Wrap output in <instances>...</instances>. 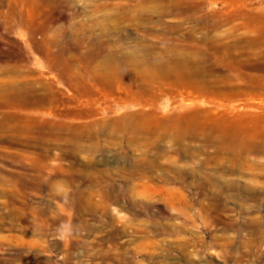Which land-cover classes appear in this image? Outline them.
I'll use <instances>...</instances> for the list:
<instances>
[{
	"label": "rangeland",
	"instance_id": "obj_1",
	"mask_svg": "<svg viewBox=\"0 0 264 264\" xmlns=\"http://www.w3.org/2000/svg\"><path fill=\"white\" fill-rule=\"evenodd\" d=\"M32 1L0 0V67L31 70L47 92L55 91L73 107L87 105L89 97L95 114L66 121L67 141H57L48 128L41 137L33 128L32 136L48 145L27 152L0 141L5 155H30L25 164L0 158V264H264V177L213 170L214 164L203 168L200 138L184 141L192 146L186 156L157 151L147 145L145 132L139 129L131 140L114 120L132 114L144 130L168 126L167 119H193L199 108L230 112L233 102L209 98L205 87L183 84L178 73L164 67L184 52L198 57L194 47L205 36L197 20L202 14L217 24L211 37L220 38L216 43L221 53H227L222 45L232 35L246 37L247 54L264 55V0ZM177 1L196 12L163 13ZM199 51L213 52L205 47ZM115 68L136 76L137 82L130 85L123 76L112 79ZM61 69L69 72L71 85ZM3 73L0 80L9 76ZM102 79L106 88L98 85ZM251 82L263 83L259 78ZM76 92L83 95L81 103ZM253 96L249 103L237 102L238 109L247 103L255 106L253 113L264 111V95ZM55 118L54 113L42 114L46 122ZM61 127L68 126L60 124L54 132ZM163 144L170 146L168 139ZM34 153L45 158L34 163ZM257 157L249 158L264 163V156ZM152 159L158 166L150 173L145 162ZM196 168L201 170L198 175L211 173L223 182L196 180ZM180 170L188 171L182 182L173 178ZM143 174L153 178L139 180ZM22 177L29 181L24 187L18 183Z\"/></svg>",
	"mask_w": 264,
	"mask_h": 264
},
{
	"label": "bare ground",
	"instance_id": "obj_2",
	"mask_svg": "<svg viewBox=\"0 0 264 264\" xmlns=\"http://www.w3.org/2000/svg\"><path fill=\"white\" fill-rule=\"evenodd\" d=\"M20 1L22 2L23 0H20ZM33 1H32V3H33ZM18 3H20V2H18ZM28 3L29 2L27 1V3H25V4H28ZM179 3H181V2L177 1L176 5L171 6L170 8L166 7V9L163 10V13L167 14L168 12H172V14H175V15L177 14V15H187L188 16V15L196 12V9L189 6L190 4L185 3V2H182V4H179ZM232 4L233 3L230 2V6ZM23 5H21V6H23ZM102 6H105V5H102ZM102 6H100V7L102 8ZM18 7H16V8H18ZM27 7H28V5H27ZM201 9H202V7H201ZM201 9H200V11H201ZM14 12H11V13H14ZM30 14H32V13H30ZM197 20L201 25H204L203 29H205V34H204L205 36L202 37L201 42L197 45V47H196V45L194 47L197 49L196 51H197L198 57L197 56H193V57L189 56V55L185 54V52L182 54H179V55L177 54L178 55L177 57L174 56V58L168 59L167 66H165L164 68H165V70L167 68L168 71H170L171 73H174V74L178 73L179 74L178 79L183 84H192V85L196 84L195 87H199V88L205 87L206 89L203 88L204 94L206 96H208L209 98H215V99H216V97L221 98V100H220L221 103H223V101L226 99L233 102V104L231 105L230 112L217 111V110H211V109L202 111L199 108V111L198 110L194 111L195 116L193 119H184L183 117L167 119V121H171L168 126H164V125L159 124L157 127L144 129V130L142 129L141 126H139L137 124V122L135 121L134 118L132 119V114L129 117L128 116L126 117V116H124V114H122L124 117H122V116L119 118L115 117L116 118V119H114L115 125H118L124 132H127L129 135L128 138H131V140L135 139L134 135H135V133L137 134V131L140 129L141 132L142 131L145 132L143 134L145 135L144 137L146 139V143L148 146L155 147V149L157 151L165 150L166 152H175L179 155H184V156L187 155V152L188 153L192 152V146L184 143V141L186 139H189V138H196V139L200 138V140L203 142V144L198 149L199 155L201 152V153H203L201 155L206 156L205 160H203L205 162V163H203L204 164L202 166L203 168L207 169L211 165L214 164L213 166H215L216 168H213V170L216 169V170H219L221 172H230V173H237V174L239 173V174H241V176L244 174H249V176H250L254 173L255 178H258V180H259V178L264 177V163L260 162V160H259V162H260L259 163L257 160H255V159L253 160L249 157L251 155H255L256 157L257 156L258 157L264 156V111H260L259 109H257L258 110L257 113H253L252 111L256 110L255 106H251L247 103H249L248 100L254 99L253 95H255V94H263L264 95V60H263L264 55L262 53H249V54H247L245 51L246 37L241 38V37L236 36L234 38V37H232V35L230 36L231 40L229 42H227L225 45H222L225 48H227V50H228L227 53H221V49H220L221 46H219V44L216 43L220 38H215L214 35H213L214 36L213 38L211 37V32L216 30L217 24L213 23V22L210 23L208 21L207 15H204V14L199 15L197 17ZM209 37H211L212 40H210ZM95 41H97V40H95ZM213 44H214V46H212ZM203 46L205 47L206 50H212L213 52L203 54L201 51H199L200 48L201 49L204 48ZM198 52L201 53L202 55H200ZM45 56L48 58V60L52 59V56L49 53H47ZM21 58H24V57H21ZM20 62H22V61H20ZM20 62H18V63H20ZM51 62H53V61H51ZM53 64H54V62H53ZM8 65H9V63H8ZM14 65H16V63ZM21 66L23 68V65H21ZM18 68H19V65L13 66L10 68H8V66H7V67H5V69L3 68V70H2L5 73V75L8 74L9 76H7V78L3 77V79L0 80V141H7L10 143L9 145H11V144L21 145L24 148V150H22V151H26V149H28L30 147H32L34 149V147H36V146L47 144L43 138L40 139V137L45 134V131H44L45 128L50 129V131L52 130L51 132H49V133H52V135L56 134L55 139L57 141H60L63 139H65L64 141H67L69 138L68 139L66 137L64 138V134L66 135L68 132L69 123H67L66 121H69L73 118L83 120V118L88 117L90 115L93 116L95 114L94 111L92 112L93 104L90 103L91 98L87 97L88 95L87 96L85 95L87 97V99H86L87 105L84 106L83 104L78 103V105H83L84 107L79 108L78 105L77 106L75 105L74 106L75 108H74L72 106V102L70 100H66L63 97H60L59 95L56 94L55 91H53L52 93L47 92L44 88L45 84L43 82H41L40 80H38L37 78L34 79L32 74H31V72H32L31 70H29L28 72H23L22 70H19ZM61 68H62V66H61ZM157 69L162 71L163 67H161V69L156 68V70ZM26 70H28V69H26ZM61 70L63 71L64 69H61ZM2 71L0 70V72H2ZM20 71H22V72H20ZM33 73H34V71H33ZM62 73L64 74L65 81L68 83V84L66 83L67 86H69V84L71 85V82L69 80V77H71V76L68 77L69 72L66 70V72L63 71ZM111 74L113 75L112 79H114V78L118 79V77L123 76L124 81H126L130 85H132V83H134V81L137 80L136 76L131 77V74L128 75L130 77L125 76V72L120 71L118 68H115ZM108 76H111V75H108ZM251 78L262 79L263 83L254 84L251 82ZM74 79H76V77ZM104 79L98 81L99 86L105 87V85L107 83H105L106 79L105 80ZM78 80H77V82H80ZM73 81L76 82L75 80H73ZM80 92H76V97L78 96V98H76L77 99L76 101L81 103L83 100L80 101L79 97H82L83 95ZM215 99H213V100H215ZM243 100L248 101V102L245 103L244 107H240L238 109V105H236V103L239 101H243ZM259 104H261V103H259ZM165 105H168V102H166ZM77 109H78V111H77ZM45 113H47L50 116L54 113V117H56L55 120H52L50 122H46L45 119L43 120L42 114H45ZM104 119H106V118H104ZM164 120L165 119H163L162 121L166 122ZM97 121H98V119H97ZM60 124L62 126H63V124H66L68 126V127H66L67 129H63L61 127L62 128V129H60L61 131L58 129L60 132L55 133L54 132L55 128H58ZM94 124H96V123H94ZM100 124L102 127V123H100ZM97 126H99V125L97 124ZM75 127H76V125H75ZM33 128L38 130L40 137L35 138L34 136H32ZM99 129H101V128H99ZM110 130H111V128H110ZM46 133H48V132H46ZM166 139H168L170 142V146L167 145L168 146L167 149L165 148V146L163 144V142ZM0 145H1V143H0ZM77 145H76V147H77ZM63 146H64V144H63ZM50 147H52V146H50ZM65 148H67V147L65 146ZM81 149H82V147H81ZM209 149H212V150H209ZM2 150H3V147L0 146V158H2V159L7 158L8 160H11L12 162L19 163V164H25L27 159L28 160L30 159V158H28V157H30V155L20 154V153H10L9 155H5L4 153H1ZM37 150H38V148H37ZM75 150L76 149H74V151L72 153L73 155L76 154ZM31 152H32V150H31ZM69 152H70V150H69ZM147 153L148 152H146V154ZM190 156H191V154H190ZM193 156H194V154H193ZM44 158H45V156L43 154L34 153L32 160L35 163L36 161L41 162ZM49 158L51 159V157H49ZM46 160H48V159H46ZM89 162H91V161H89ZM145 163H146V168L149 169L150 173L153 172V171L151 172V170H154L158 166L156 161H154L153 159L152 160H146ZM198 163H200V162H198ZM59 164H60V162H59ZM41 165H43V164H41ZM140 167H141V165H140ZM247 167H248V169H247ZM176 168H177V166H176ZM254 169L255 170L259 169V170H261V172L255 173ZM198 170L201 171L200 169H197V168L195 170H192L194 173V176H192V177H195V178L197 177V178L201 179V181H203V182H208L211 180H215L218 183L223 182V180L220 177H214L213 175H210L211 173H209V174L206 173L205 175H202V174L198 175L197 174V173H199ZM203 171H205V170H203ZM187 172L188 171L180 170L178 173L175 174V176L173 178L182 182L183 179L185 180L184 174H187ZM134 174L135 173H133V175ZM196 174H197V176H196ZM39 175H41V174H39ZM56 176H57V174H56ZM58 177H59V175H58ZM145 177L148 180H151V178H153V175H150L148 177L147 174H143V175H141L139 180L142 178H145ZM165 177L167 178V174L165 175ZM22 178H24V177H22ZM31 178H32V176H31ZM42 178H43V176H42ZM197 178H196V180H197ZM136 179H138V178H136ZM167 180H169V178ZM19 181H21V182H18L21 187L22 186L24 187V185L26 186L27 184H29V181H26L25 178L20 179ZM52 181H54V180H52ZM33 183L35 184V182H33ZM230 183H233V182L232 181L228 182V184H230ZM33 186H35V185H33ZM46 187H47V185H46ZM22 189H24V188H22ZM105 190L107 191V189H105ZM58 191H61V190H58ZM69 191H68V193H69ZM103 191H104V189H103ZM73 192H75V190ZM103 195H105V194H103ZM59 196H60V194H59ZM56 197H58V196H56ZM106 197H107V195H106ZM5 204L6 205L8 204L7 206H9V203H5ZM30 211H32V210H30ZM1 238L2 237H0V239Z\"/></svg>",
	"mask_w": 264,
	"mask_h": 264
}]
</instances>
